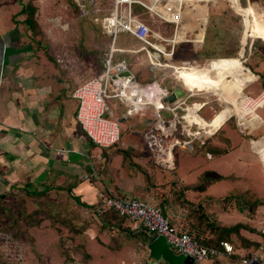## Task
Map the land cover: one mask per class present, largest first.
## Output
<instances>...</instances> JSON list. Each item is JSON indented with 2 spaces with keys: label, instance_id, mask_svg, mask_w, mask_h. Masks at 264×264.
Here are the masks:
<instances>
[{
  "label": "crops",
  "instance_id": "1",
  "mask_svg": "<svg viewBox=\"0 0 264 264\" xmlns=\"http://www.w3.org/2000/svg\"><path fill=\"white\" fill-rule=\"evenodd\" d=\"M28 1L36 7L34 17L42 34L34 35L24 21L26 12L22 10ZM38 1L40 2L0 0V185L18 189L49 188L50 192H58L61 195L64 192L68 195L70 190L72 195L89 204L91 208L82 206L85 221H96L90 223L89 227L86 226L88 228H84L81 233H75L74 238L75 244L83 246V251L88 256V264H140L139 259L143 255L145 260L142 264L184 262V255L175 252L163 236L150 238L145 230H133L132 222L127 218L117 215L115 217L110 212L96 217L92 208L98 203V192L101 190L112 195L140 198L161 207L173 227L179 230L193 227L207 244H215L217 240L223 239L232 245V254L222 252L219 256L199 264H245L243 259L251 253L258 252L264 256V234L259 230L264 217V190L255 188L249 181L230 183L229 180H234L236 176L223 168L224 161L228 165L231 164L230 161H241L242 155L237 150L241 142L236 144V148L234 145L230 146L224 153H218L215 147L228 142L227 138L221 141V144L214 142L210 147L199 145L198 148L205 152V157L189 164L185 157L187 154L195 155L196 151L180 149L185 151V154H180L183 159L179 163L178 180L153 165L145 151L139 150L132 136H127L123 144L118 143L109 150L96 146L76 122L77 101L72 96V90L75 85L101 72L102 58L108 43L104 45L99 60H95L93 64L83 60L78 66V72L75 71L77 63L72 55L71 58L62 59L63 55L70 56L69 52L58 55H55L53 50L50 52L48 27L38 19ZM201 1L208 3L210 0H192L190 5L202 6L199 4ZM231 3L238 6L242 12L251 13V5L242 7L238 0ZM188 4L186 0L185 7H189ZM184 9L172 56L162 57L160 60L175 66L172 60L176 53L181 56V60L177 61L181 62V65L176 66L202 71L204 63H199L201 58L198 57V49L203 43L204 35L203 32L192 30L191 25L187 29L184 24ZM48 21L54 22L53 19ZM57 34L59 35L58 32ZM163 34L171 36L172 27L166 28ZM59 37L63 43H67L64 33ZM129 37L137 44L131 36ZM248 39L250 38L246 37L244 44L241 43L242 47L237 55L239 59H244L243 63L248 59V56H244L245 48L250 51L254 41V38L252 41L250 39L247 45ZM177 50L180 53H177ZM137 53L118 52L116 57L128 58L132 67L138 58L133 59L129 54ZM148 58L146 74L139 77L140 72L136 74L132 70L134 78L140 84L147 85L163 73L167 76L164 86L171 88L172 92L176 88L181 89L183 94L177 98H187L189 89L184 86L188 85L180 80L183 78L173 77V73H169L172 68L153 69L150 57ZM218 58L219 56L211 57L209 63L214 59L219 60ZM245 68L250 70L249 67ZM236 91H229L227 97L235 94L239 99ZM213 93L207 92V103L203 107L209 105L214 110L216 104L215 108L219 111L226 105L216 98L218 93ZM202 100V97L197 99ZM187 102L191 104L193 99L188 98ZM218 111H214L215 115L208 120L201 114L195 115L198 118L197 123L206 133H211L210 130L217 132L225 123L229 112L222 116L224 121L219 123H222V126L217 125L216 128L213 125L221 116L217 115ZM145 116H138L145 125L137 130L141 135L151 122ZM260 117L263 124L255 121L252 123L254 128L264 125V118ZM127 119L125 117L124 121ZM249 142L251 151L257 154V150L253 148L256 141L250 138ZM261 150L264 151V145ZM120 151L127 156L134 154L136 160L133 161L137 167L125 166ZM148 152L151 156V152ZM119 159H122L123 163ZM85 174L88 177H84ZM170 183L176 184V188L172 189ZM237 194L246 196L236 197ZM110 233L114 234V245H111ZM75 253L80 254L78 250ZM73 257L77 261L76 255Z\"/></svg>",
  "mask_w": 264,
  "mask_h": 264
},
{
  "label": "rangeland",
  "instance_id": "2",
  "mask_svg": "<svg viewBox=\"0 0 264 264\" xmlns=\"http://www.w3.org/2000/svg\"><path fill=\"white\" fill-rule=\"evenodd\" d=\"M233 1L235 0H210L208 3L201 1L199 4L202 6L194 7V5H190L184 9V24L188 27L187 29H189V26L191 25L192 30L198 33L203 32L204 35L203 43H201V47L198 49V53H200L198 57L201 58V62L199 63H204V68L202 69L204 71L200 74L197 80L199 82H197L199 90L209 88L213 85V73L211 71H209V73L206 72L207 70H210L209 59H211V57L216 58L219 56V60L214 59L212 62L218 63L223 60L222 57H220L222 55L237 57L238 51L242 47V44H244L246 37L250 38L252 29L250 20H252V15L248 11V13H244L239 10L235 4L231 3ZM239 1L243 7L251 5L256 11L264 12V0H245L244 3L242 0ZM37 4L39 11L38 19L43 21L48 27L47 39L49 37L48 40L51 43L50 52L53 50L55 55L66 52L68 54L69 52L70 56L63 55L62 59H65V57L66 59L71 58L72 55L74 57L73 60L77 63L74 69L77 72L81 61L86 60L89 64H93L95 60L102 56L101 52L103 51L104 45L107 43L109 45V37L102 33L100 26L93 23L90 20V17L79 18L76 9H74L70 0H40ZM110 6L111 2L110 0H107L104 8H109ZM133 7L136 13L144 15V10L139 5L134 4ZM39 9H41V11ZM50 19H53L54 22H49L48 20ZM171 27V24L166 25V28L168 29H171ZM57 32L59 35L64 33V40H66L67 43L62 42ZM249 41L250 39L247 40V45ZM117 46L137 47L138 45L130 40L129 35L120 33L117 38ZM245 49L244 56H248V59L243 63V66L249 67L251 71L256 75L258 74L262 79L264 75V38H254L251 50L249 51L247 47ZM180 50L182 51V49ZM186 50L188 49L186 48ZM176 52L180 53L178 50ZM129 56L133 59L138 58L132 67L129 64L130 71L133 70L132 72H136V74L140 72L138 74L139 77L146 74L145 72L149 65L148 52L141 50L137 54H129ZM173 58L172 61L175 65H181V62H177L181 60V56L175 53ZM194 69L192 68V70ZM169 73H173V77L178 76V73L175 72L173 68L169 70ZM186 74L184 75V79L180 80L184 81L188 86L195 88L197 85L194 81V77L189 76L190 79H188L186 78ZM253 79V73L252 76L245 77V83L250 82L248 87L244 89L245 85H243L241 88L246 95L253 96L257 94L263 86L261 80L251 82ZM150 83L152 85V81H150ZM234 95H229L227 97L228 99L230 98L229 100L221 97L222 100L220 98L225 105L228 100L227 105H231V110L225 106L222 110L218 111L215 108L217 107L216 104L214 110H212L209 105L202 107L199 110V114L204 116L207 120L215 113L214 111H218L217 115L228 114V112L231 111L233 112H231L233 118L227 119L223 126L222 123L220 125L218 124L222 127H220V129L218 128L217 132L216 130H213V132L215 131L214 133L212 130L210 131L213 134L206 136L205 142L202 146L210 147L212 144H215L214 142L220 143L227 138L228 142L220 143L221 145H216L217 147H215L217 148L218 153H224L230 146L234 145L236 148V144L241 142L240 147L237 148L242 155L241 161H230L231 164L229 165L224 161L225 164L223 165V168H225L226 171H229V173H234L236 176L234 180L231 179L229 182L249 181L250 184L255 186V188L264 190V175L262 167L258 161V155L251 151L249 142L250 138L254 139L256 143L255 145L253 144V148L258 151L260 150L261 146L264 145V125L257 128H254L252 125L249 129L251 132L247 130V132L239 130L236 125V115H240L241 109L239 107V99H242L243 97L238 99ZM109 105L111 110L108 115L111 117H118L120 112L118 111L119 108L117 102L113 99L109 100ZM260 116L264 118L263 106L262 108L251 111V122L255 123V121H259L263 124L260 120ZM145 117L151 119V123L154 122V118L151 116V111H147ZM218 121L221 120L218 118ZM142 126H145L144 122L141 117L138 116L120 122L121 137L119 144H123V142L126 141L127 136H132L134 142L138 145L139 150L141 151L142 149V151H145V154H147L153 165L157 166L159 170L162 168L166 174L174 177L175 180H178L179 163L181 159H183L180 154H185V151L180 150V148H175L174 151L169 152L166 160L163 157V160L165 161L164 163H158L152 153L150 156L144 135L137 133V130ZM155 127H158L157 123H155ZM215 127L217 128L218 126L215 125ZM169 141L170 139L166 144H168ZM193 143L194 150L196 151L194 152L196 154H187L185 159L188 164L193 160L199 161L200 158L203 160L205 157V152L198 148L200 144L199 141L195 140ZM114 146L108 147L106 150L112 149ZM120 155L123 156L125 166L129 168L137 167L133 161L136 160L134 154L127 156L120 151ZM124 155L126 158H124ZM122 156L120 157L122 158ZM170 158L173 159V163ZM119 160L120 162L122 161V159ZM18 181L20 180H17V182ZM0 183H2V181H0ZM170 185L172 186V189L177 186L174 183H170ZM0 194L2 195L0 198V264H88L81 260V253L78 255L73 250L75 245L74 238L75 233H81L85 230L84 228H88L90 223H93L96 219H92V222L89 220L85 221L86 216H84L82 206L75 203L67 193L64 192L61 195L58 192L51 191L46 197L38 198L35 201V199L23 194L18 188H5L0 185ZM238 194L236 197L244 198L246 196H239ZM21 198H23L24 202H22ZM37 200H39L40 203H37ZM23 203L24 210L22 208ZM34 210L37 211L34 213L32 219L25 220L24 218L23 223H19L22 229L18 237H15L13 235L14 229L10 227L12 217H19L22 212L28 214ZM95 216L99 218V216ZM101 216H103V214ZM72 226L75 227V231L77 232L73 233ZM109 230L111 231L112 228ZM110 235H112V243H110L111 245H114V234L110 233ZM74 255H76L77 261H75V258L73 257ZM71 259H74V261H71ZM139 260L140 264H142L145 260V256L143 255Z\"/></svg>",
  "mask_w": 264,
  "mask_h": 264
},
{
  "label": "built area",
  "instance_id": "3",
  "mask_svg": "<svg viewBox=\"0 0 264 264\" xmlns=\"http://www.w3.org/2000/svg\"><path fill=\"white\" fill-rule=\"evenodd\" d=\"M73 1L76 3L78 17H90L110 39L102 58L101 72L85 79L72 90V96L77 101L76 122L85 135L98 147H112L120 142L119 118L122 115L126 118L135 115L142 117L150 109L154 122H150L143 135L149 151L158 163H164L163 157L166 160L169 152L175 148L193 151L195 140L199 141V145L204 144L206 136L215 131L206 133L196 121H189L187 117L191 116V113L199 116V110L207 103L208 91L189 90L187 98H177L173 102L165 101L164 98L172 92L171 88L163 84L166 75L160 74L152 81V85H142L130 71L127 58L116 57L118 52L137 53L145 50L149 54L153 69L173 68L176 72L175 66L168 61H161V58L172 56L186 0H110L109 8H104L107 0ZM134 4L144 10V15L135 12ZM168 24L172 25L171 36L163 34ZM120 33L131 36L138 46H117ZM250 39L252 41L253 37ZM241 59L243 63L244 59ZM258 80H261L263 85L259 92L253 96L244 94L239 100L241 110L240 115H236V125L243 132H250L252 127L251 111L264 106V75L262 79L256 75L255 81ZM199 97L203 100L197 101ZM221 97L225 99L220 94L216 96L219 101ZM188 98L193 99L191 104L187 102ZM112 99L118 104V117L108 115L111 110L109 100ZM231 112L225 121L233 116ZM155 123L158 124L157 128ZM257 154L264 175V151L257 150ZM84 177L88 175L85 174ZM107 210L126 217L132 222L133 230H145L150 238L163 236L175 252L191 257L194 264L233 250L232 245L224 240L220 242L221 248L199 243L188 232L173 227L159 206L140 198L111 195L101 190L98 192L94 214L98 215ZM259 230L264 234V217ZM243 262L264 264V256L254 252L244 258Z\"/></svg>",
  "mask_w": 264,
  "mask_h": 264
},
{
  "label": "bare ground",
  "instance_id": "4",
  "mask_svg": "<svg viewBox=\"0 0 264 264\" xmlns=\"http://www.w3.org/2000/svg\"><path fill=\"white\" fill-rule=\"evenodd\" d=\"M188 2H189L188 5L192 4V0H188ZM250 12H251L250 14L252 15V20H250L251 21V28H252L251 29V33H250V37H253V38L262 37V38H264V12L256 11V9L253 6L250 7ZM222 59L223 60L221 62L210 64V70H207L206 72L209 73V71H211L213 73V80H212L213 81V85L211 87H209V88H206V89L203 88L202 90L212 91V92H214L213 93L214 95L218 93V94L222 95L225 99H228L227 98V94H228L229 91L237 90L235 93L238 95V97H240V98L244 97L243 96L244 93L241 90V88H242L243 85L246 86L247 83H245V77L250 76V75L252 76V72L250 70H248L247 68H245L243 66V64L241 63V59H239L237 57H227V58H222ZM175 70L178 73V77H182L183 79H184V75L186 74V71H187L186 78L190 79L189 76H193L194 77V81H195V83L197 85L195 88L199 90V86H198L199 82L197 80H198L200 74L204 70H202V71L186 70L184 67L181 68V67H178L176 65H175ZM253 76H254V79L251 82H254V80H256V75L253 74ZM182 82H184V81H182ZM184 86L187 89L192 90V87H190V86L188 87L186 85H184ZM245 86H244V88H245ZM228 100L227 101L225 100L226 101V106L228 107L229 110H231V108H230L231 105H227ZM222 116L223 115H221L219 117V119L221 121H222ZM187 119L189 121H196V122L198 121V118L195 116L194 113H191V116L189 115L187 117ZM221 121H218V119H217V120H215L213 125H218ZM140 124H142V123H140ZM170 160H172V158H170Z\"/></svg>",
  "mask_w": 264,
  "mask_h": 264
},
{
  "label": "trees",
  "instance_id": "5",
  "mask_svg": "<svg viewBox=\"0 0 264 264\" xmlns=\"http://www.w3.org/2000/svg\"><path fill=\"white\" fill-rule=\"evenodd\" d=\"M71 1V3L73 4V6H74V9H76V3L73 1V0H70ZM243 1V3L245 2V0H242ZM238 2H239V5H241L240 4V1L238 0ZM242 6V5H241ZM243 7V6H242ZM241 7V8H242ZM237 8H238V6H237ZM35 9H36V7H34L33 5H32V3L30 2V1H28L26 4H25V9H23L22 11L23 12H26V17H25V19H24V21H25V23L28 25V27L30 28V30L32 31V33L35 35V34H37V35H39V34H42V32H41V30L39 29V27H38V24H37V22H36V19H35V17H34V13H35ZM239 9V8H238ZM231 118H233V117H231ZM230 119V118H229ZM206 143H207V141H206ZM205 143V144H206ZM19 190H21L22 192H23V194H25L27 197H30V198H32V199H35V201H36V199H38V198H42V197H46L47 196V194L50 192V189L48 188V189H43V190H36V189H26V188H20ZM68 195L72 198V200H74V202L75 203H77L79 206H83V207H88V208H91V206L89 205V204H87V203H85V202H83V201H81L80 200V198L78 197V196H76V195H72L71 194V192H70V190H68ZM1 194H0V198H1ZM24 197V196H23ZM77 198V199H76ZM21 200H22V202H24L23 201V198H21ZM80 201V202H79ZM37 203H40V201L39 200H37ZM95 207V206H94ZM94 207L92 208V210L94 211ZM22 208H23V210H24V203H23V206H22ZM161 208V207H160ZM36 211L37 210H34L33 212H30V213H28V214H24V212H22V214L19 216V217H12V219H11V223H10V227L11 228H13L14 229V232H13V235L15 236V237H18V235L20 234V231H21V225L19 224V223H23V220H24V218H25V220H30V219H32L33 218V215H34V213H36ZM161 211H162V208H161ZM106 212H110V213H113L114 215H115V217H116V215L117 216H120V215H118L117 213H114V211H112V210H107V211H104L103 213H101V214H99V215H97V216H100V215H102V214H104V213H106ZM162 213H163V211H162ZM164 215V214H163ZM165 216V215H164ZM120 217H122V218H126V217H123V216H120ZM169 223H170V221H169ZM71 228H73V233H75V232H77V231H75V227L74 226H72ZM4 229H6V228H4ZM181 231H183V229H180ZM184 231H186V232H188L194 239H196L199 243H201V244H205V245H209V246H214V247H218V248H221L220 247V242L221 241H223V239H219V240H217V242L215 243V244H207L206 242H204V240L200 237V234H199V232L197 231V230H195V228H189L188 230H184ZM224 241H226V240H224ZM73 250L74 251H76V250H79L80 251V253H81V260L84 262V263H86V258H88V256L87 255H85V253H84V251H83V246L81 245V244H75L74 245V247H73ZM233 251V250H232ZM231 251V252H232ZM230 252V253H231ZM71 257V256H70ZM71 261H74V259L72 260L71 259Z\"/></svg>",
  "mask_w": 264,
  "mask_h": 264
},
{
  "label": "water",
  "instance_id": "6",
  "mask_svg": "<svg viewBox=\"0 0 264 264\" xmlns=\"http://www.w3.org/2000/svg\"><path fill=\"white\" fill-rule=\"evenodd\" d=\"M183 94V91L179 88H176L173 92H171L169 95H167L164 100L168 101V102H173L174 100H176V98L178 96H181ZM125 120V116L122 115L119 118L120 122H123ZM183 264H193V259L187 255H184V262Z\"/></svg>",
  "mask_w": 264,
  "mask_h": 264
}]
</instances>
